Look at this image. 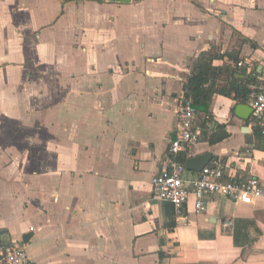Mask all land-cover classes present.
Returning a JSON list of instances; mask_svg holds the SVG:
<instances>
[{
    "label": "crops",
    "instance_id": "crops-1",
    "mask_svg": "<svg viewBox=\"0 0 264 264\" xmlns=\"http://www.w3.org/2000/svg\"><path fill=\"white\" fill-rule=\"evenodd\" d=\"M203 52L236 69L217 86L252 82L264 0H0L3 241L25 244L32 264H264V196L217 197L203 213L190 202L178 219L152 193ZM236 105L215 94L198 111L192 156L264 183L256 127ZM217 124L228 137L210 144Z\"/></svg>",
    "mask_w": 264,
    "mask_h": 264
},
{
    "label": "built area",
    "instance_id": "built-area-1",
    "mask_svg": "<svg viewBox=\"0 0 264 264\" xmlns=\"http://www.w3.org/2000/svg\"><path fill=\"white\" fill-rule=\"evenodd\" d=\"M248 91L246 102L251 108L250 125L264 135V57L255 79L248 84ZM197 115L193 101L182 93L178 98L176 133L167 137L166 157L151 181L154 197L172 203L178 219L184 217L190 202L195 213H203L217 197L234 203H252L264 196L262 181L254 176L234 178L218 159L210 160L200 171L187 169L185 163L179 160L181 156L192 157V149L199 143ZM231 225V219L224 220L226 228ZM0 264H32L26 245L5 242L0 237Z\"/></svg>",
    "mask_w": 264,
    "mask_h": 264
},
{
    "label": "trees",
    "instance_id": "trees-1",
    "mask_svg": "<svg viewBox=\"0 0 264 264\" xmlns=\"http://www.w3.org/2000/svg\"><path fill=\"white\" fill-rule=\"evenodd\" d=\"M224 55H216L209 52H203L193 63V67L190 75L182 83V92L186 98H190L193 101L194 107L197 111H202L210 114L209 106L212 98L215 94H221L227 97L232 96L236 103H245L248 96V83L250 79L245 81L232 80L224 86H217V80L223 73H229L230 75L236 70L230 68L228 65L214 66L213 60L223 58ZM237 63L236 57H230ZM245 72L244 68L240 69ZM256 141V148L264 150V135L256 128L253 132ZM228 137V133L225 130V125H215V131L210 135L209 143H217L224 138ZM181 161L185 159L179 158ZM3 230H0V235Z\"/></svg>",
    "mask_w": 264,
    "mask_h": 264
},
{
    "label": "water",
    "instance_id": "water-1",
    "mask_svg": "<svg viewBox=\"0 0 264 264\" xmlns=\"http://www.w3.org/2000/svg\"><path fill=\"white\" fill-rule=\"evenodd\" d=\"M99 1H110V2H117V3H130L133 0H99ZM244 107H247V110H245L246 114L240 115L241 119L248 120L251 114V108L246 104H238L235 107V110L244 109ZM243 132L247 133L249 131L248 127L244 126L242 129ZM212 158V154L209 152L202 153L199 155H195L192 157H189L185 160V166L187 169L192 171H200ZM29 235H25L23 237L24 242H27V238Z\"/></svg>",
    "mask_w": 264,
    "mask_h": 264
}]
</instances>
